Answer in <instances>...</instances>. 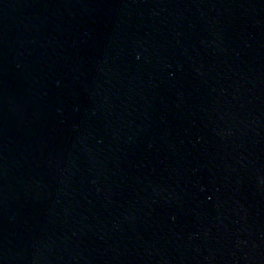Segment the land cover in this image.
<instances>
[{
  "label": "water",
  "instance_id": "water-1",
  "mask_svg": "<svg viewBox=\"0 0 264 264\" xmlns=\"http://www.w3.org/2000/svg\"><path fill=\"white\" fill-rule=\"evenodd\" d=\"M165 0H0V264H149Z\"/></svg>",
  "mask_w": 264,
  "mask_h": 264
}]
</instances>
